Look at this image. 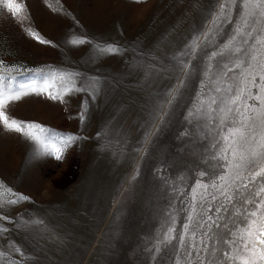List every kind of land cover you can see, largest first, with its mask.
Wrapping results in <instances>:
<instances>
[{"label": "rangeland", "instance_id": "1", "mask_svg": "<svg viewBox=\"0 0 264 264\" xmlns=\"http://www.w3.org/2000/svg\"><path fill=\"white\" fill-rule=\"evenodd\" d=\"M22 2L27 15L22 22L6 9L0 12V87L27 93L10 102L6 112L57 137L77 139L57 160L38 143L0 125V217H8L0 219V229H8L0 231V264H185L182 246L172 253L176 241H161L169 227L177 236L183 233L191 205L204 203L205 190L198 182L209 184L208 192L214 191L213 183H221L200 172L227 171L216 167L227 163L221 158L223 142L211 130L218 121L206 115L207 103L200 112L196 109L201 100L224 95L215 93L217 86L247 87L239 68L218 84L214 73L221 57L209 61L205 55L234 34L243 5L232 3L231 23L219 22L212 43L201 36L200 47L192 52L188 46L194 35L213 27L217 0ZM252 19L257 23L249 25L255 28L249 45L264 38V18ZM108 45L118 52L100 51ZM235 55L224 62L233 63ZM261 59L264 53L257 55ZM180 60L190 68L178 73ZM234 74L237 78L230 80ZM178 76L185 80L181 95L164 103L172 99L168 92L179 88ZM255 79L260 82L259 75ZM32 87L44 91L32 92ZM251 91L259 89L251 86ZM261 131L257 126V139ZM227 155L231 159L230 151ZM18 195L29 199L7 203ZM228 207L231 218L238 219ZM208 215L215 217V204ZM185 241L192 242L190 235ZM156 247H167L169 255L153 257Z\"/></svg>", "mask_w": 264, "mask_h": 264}, {"label": "snow or ice", "instance_id": "2", "mask_svg": "<svg viewBox=\"0 0 264 264\" xmlns=\"http://www.w3.org/2000/svg\"><path fill=\"white\" fill-rule=\"evenodd\" d=\"M237 0H217L219 11L213 16V27L208 32H199L190 41L189 48L195 52L200 44L197 43L203 37L207 44H211L216 38L219 31L217 25L222 20L231 23L228 15L231 11V4ZM239 4L243 5V17L241 24L235 28L234 34L227 38V41L218 47V50H213L210 53H205L209 61L221 57V60L216 61V73L218 84L223 83V76L233 68H239V79L242 84L247 87H237L233 90L231 85L221 89L219 86L215 88V93L223 92L224 95H213L210 102L201 100L200 109L207 103V113L209 119L213 123L218 121L216 128L211 129L216 131V135L220 137L223 146L220 148L221 158L227 161L226 164H218V169H226L216 173L200 172L201 176L206 174L215 175L221 182L211 185L214 191L208 192L209 184L199 183L198 187L205 190L200 197L204 203L197 205L193 203L190 207V213L187 216V222L183 224V233L179 236L175 235V229L169 227L166 229V234L163 236L161 243H171V252L175 253L177 246L183 247V256L185 264H264V59L257 61V55L264 53V38H255V43L249 45V40L252 39L254 27H249L256 24L255 19L249 20L250 17L259 16L264 18V0H238ZM11 15L12 18L22 22L27 19L26 9L22 0H0V12L3 10ZM248 29L245 31V29ZM35 37V33H32ZM44 41H41L43 43ZM79 41L74 40L73 43ZM207 44L205 47H207ZM248 45V47H244ZM260 45V48H256ZM101 52L116 54L118 49L115 45H108L106 48H101ZM203 51V49H202ZM250 52L254 54L249 55ZM184 53H182L183 55ZM235 55L234 62L229 64L224 62L226 59H232ZM253 63L249 64L248 61ZM190 68V64L186 60H180L177 72H185V69ZM212 64L206 65L205 74L211 73ZM190 71L185 73L187 77ZM260 76V82L257 83L255 77ZM251 77V81H249ZM179 80V76L177 77ZM237 77H229L230 80H235ZM185 86V80H179V88L173 87L168 92L170 100H165L164 103H174L176 98L181 95L180 89ZM251 86L259 89L257 93L251 91ZM27 87L21 85V88ZM32 92H43L44 89L31 88ZM175 92V96H173ZM26 92L20 90H6L0 87V125L5 131L16 132L22 134L26 139H29L42 146L47 154H54L57 160L62 158V149L69 145L76 137L71 135L67 137H57L55 133L47 131L43 126L17 121L15 118H10L6 112L10 102L18 101ZM52 99H57V96H52ZM250 100L259 101V104H249ZM162 107V106H161ZM215 114L214 117L212 114ZM167 115V114H166ZM189 115H192L190 112ZM261 128L259 139L255 134L256 127ZM219 129V131H217ZM223 131V135H221ZM41 136V133H46ZM217 141V144L220 143ZM213 148L216 144L212 145ZM231 152V159L227 153ZM135 178V177H134ZM243 181L241 184H236V181ZM235 185V187H233ZM3 186L0 185V188ZM241 189L244 191L242 192ZM9 191H11L9 189ZM259 198V199H257ZM29 198L23 195H18L17 199H11L7 203L15 205ZM195 200V197H194ZM235 201V202H234ZM213 204H215V217L208 215L212 212ZM245 204H251L253 207L245 208ZM228 205L235 209V215L238 219H232L233 213L230 212ZM3 202L0 201V207ZM227 214L222 215L221 213ZM0 219H8L7 216H2ZM225 221L220 223V221ZM40 224L42 221H35ZM200 232L199 244L196 241L197 231ZM215 229V231L213 230ZM225 230V231H222ZM7 232V228L0 229ZM191 243L185 241V237L189 236ZM227 244L229 248L224 249L222 246ZM216 245L221 246L217 248ZM211 249V250H210ZM25 255L20 248L14 249ZM222 251V256L218 257L216 253ZM163 252L164 255H169L167 247H156L153 250V257L157 253ZM4 253L0 252V257ZM173 258L170 256V259Z\"/></svg>", "mask_w": 264, "mask_h": 264}]
</instances>
